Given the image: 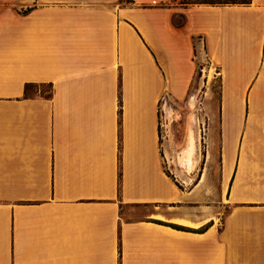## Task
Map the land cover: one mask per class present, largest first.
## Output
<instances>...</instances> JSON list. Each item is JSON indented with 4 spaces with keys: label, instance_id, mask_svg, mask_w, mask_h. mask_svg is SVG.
<instances>
[{
    "label": "crops",
    "instance_id": "0c3cea01",
    "mask_svg": "<svg viewBox=\"0 0 264 264\" xmlns=\"http://www.w3.org/2000/svg\"><path fill=\"white\" fill-rule=\"evenodd\" d=\"M197 62L206 153L189 121L166 167ZM0 264H264V0H0Z\"/></svg>",
    "mask_w": 264,
    "mask_h": 264
},
{
    "label": "rangeland",
    "instance_id": "374dc122",
    "mask_svg": "<svg viewBox=\"0 0 264 264\" xmlns=\"http://www.w3.org/2000/svg\"><path fill=\"white\" fill-rule=\"evenodd\" d=\"M185 1H194V0H185ZM231 1H245V0H231ZM204 67L200 62H197L195 76L193 78L192 84L189 89V94L187 99L174 101L165 99L161 100L160 111H159V139L161 149L163 150V158L165 160L166 167L168 166V158L171 154L172 162L174 161L176 153L180 150L184 143V130L188 122H192L196 126L200 124L201 128V139L200 143L197 146L196 156L201 159L202 155L205 154V130L208 125L207 113H209L216 104L217 90H218V81L211 78L212 70L209 72V78H203L202 72ZM49 92L50 89L48 86H34L28 89V93L32 94L34 92ZM165 107L169 109L167 115L165 114ZM206 119V121H205ZM205 129V130H204ZM168 141V142H167ZM168 159V160H167ZM178 170H183L181 167H178ZM199 170V169H198ZM177 172V169H174ZM193 172H195L193 170ZM184 174H188L183 171ZM191 173V172H190ZM196 173V172H195ZM192 176V173L190 174ZM192 179V178H191ZM191 182H183V187L189 188L192 185ZM203 187L206 192V203L208 204H217L213 202L214 191L216 187L210 181L204 182ZM202 188V187H201ZM211 198V199H210ZM216 201V200H214ZM225 211V208L223 212ZM134 216H142L144 214L153 213L152 209H137L132 212Z\"/></svg>",
    "mask_w": 264,
    "mask_h": 264
},
{
    "label": "trees",
    "instance_id": "16d2710c",
    "mask_svg": "<svg viewBox=\"0 0 264 264\" xmlns=\"http://www.w3.org/2000/svg\"><path fill=\"white\" fill-rule=\"evenodd\" d=\"M249 0L245 1H231V0H194V1H185L181 0V3L183 4H190V3H206V4H230V3H248ZM28 11V10H27ZM26 12V11H25ZM176 23H179V21H176ZM30 84H25L24 86V91L25 93L28 92V89L30 88ZM173 228H177L180 230H189L187 227L179 226V225H174V224H169Z\"/></svg>",
    "mask_w": 264,
    "mask_h": 264
},
{
    "label": "bare ground",
    "instance_id": "6f19581e",
    "mask_svg": "<svg viewBox=\"0 0 264 264\" xmlns=\"http://www.w3.org/2000/svg\"><path fill=\"white\" fill-rule=\"evenodd\" d=\"M190 142L193 144L192 132L190 133ZM190 158L191 157L188 156L189 162H190ZM188 169H191V167H189Z\"/></svg>",
    "mask_w": 264,
    "mask_h": 264
}]
</instances>
